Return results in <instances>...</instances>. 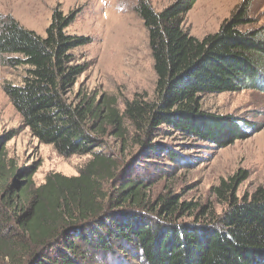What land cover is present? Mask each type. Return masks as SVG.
Listing matches in <instances>:
<instances>
[{
  "label": "trees",
  "instance_id": "16d2710c",
  "mask_svg": "<svg viewBox=\"0 0 264 264\" xmlns=\"http://www.w3.org/2000/svg\"><path fill=\"white\" fill-rule=\"evenodd\" d=\"M196 2L176 0L156 12L140 0L136 12L149 35L155 96H136L124 110L114 97L75 92L89 68L75 51L92 42L68 33L77 12L66 15L59 4L44 37L13 17L0 20L1 64L25 68L20 85L4 87L24 127L60 156H91L78 176L53 173L36 187L39 166L21 171L0 138V264H118L130 249L143 264H264V187L236 196L247 173L214 187L227 205L222 215L187 228L170 217L189 204L167 198L154 212L146 185L120 180L124 164L105 151L110 140H126L127 123L141 146L163 128L220 147L247 138L239 122L203 111L201 101L264 82V30H243L254 23V0H242L203 39L185 29Z\"/></svg>",
  "mask_w": 264,
  "mask_h": 264
},
{
  "label": "rangeland",
  "instance_id": "374dc122",
  "mask_svg": "<svg viewBox=\"0 0 264 264\" xmlns=\"http://www.w3.org/2000/svg\"><path fill=\"white\" fill-rule=\"evenodd\" d=\"M176 0H147L160 12ZM242 0H197L188 13L185 29L198 39L216 33L230 18ZM140 0H0V20L13 17L25 28L41 36L52 21L56 7L61 4L66 15L77 12V18L67 28L71 35L92 40L75 53L89 63L88 70L79 78L75 88L99 96L114 97L121 110L125 102L141 96L153 100L156 73L149 45L148 31L136 12ZM254 23L243 28L264 30V0H254L251 12ZM24 67H8L0 60V138L5 141L6 154L21 171L38 167L33 176L36 187L43 185L53 173L68 177L78 176L91 156H60L53 146L41 144L24 127L18 112L4 92L8 84L20 85ZM263 81V79H262ZM236 93L207 95L202 98L203 111L235 120L247 133V138L220 147L194 138H187L163 128L149 139L135 140L134 131L127 123L125 141L117 140L105 151L119 156L122 162L120 180L144 183L147 202L154 212L167 198L178 206L189 204L170 217L172 223L193 228L209 224L222 215L227 205L214 193L221 180L237 173H247L236 196L242 200L264 187V82ZM147 146V147H146ZM148 148L149 149L148 151ZM153 219L151 214H147ZM156 223V222H155ZM118 264H143L140 253L128 250ZM90 264H100L91 260Z\"/></svg>",
  "mask_w": 264,
  "mask_h": 264
}]
</instances>
